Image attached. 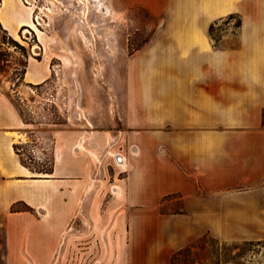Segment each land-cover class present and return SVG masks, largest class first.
<instances>
[{
    "label": "crops",
    "instance_id": "0c3cea01",
    "mask_svg": "<svg viewBox=\"0 0 264 264\" xmlns=\"http://www.w3.org/2000/svg\"><path fill=\"white\" fill-rule=\"evenodd\" d=\"M126 7L147 17V38L128 60L126 172L112 182L115 194L94 156L116 138L111 131L52 132L51 169L38 171L19 147H31L40 132L0 85V264H52L65 232L78 233L81 223L101 230L108 221L100 208L111 204L128 235L121 264H171L204 236L264 241V0H126ZM232 17L238 31L220 46L210 28ZM33 20L22 0H0V30L9 37ZM50 77L43 61L28 60L27 84ZM175 201L177 210L161 211Z\"/></svg>",
    "mask_w": 264,
    "mask_h": 264
},
{
    "label": "rangeland",
    "instance_id": "374dc122",
    "mask_svg": "<svg viewBox=\"0 0 264 264\" xmlns=\"http://www.w3.org/2000/svg\"><path fill=\"white\" fill-rule=\"evenodd\" d=\"M91 1H87L86 21L82 17L86 0H35L32 7L39 25L34 20L31 24L37 32L25 28L14 39L0 30V85L9 86L24 121L40 132L33 135L32 148L19 147L24 161L38 171L51 169L52 132L111 131L116 138L110 136L106 150L96 160V174L105 169L112 195L116 193L112 182L123 178L126 172L125 166L117 165L115 157L126 147L120 142L126 130L128 60L147 38L143 31L147 17L128 10L126 0H105L111 11L121 16L114 22L101 17ZM87 24L94 27L93 31ZM238 27L237 18H227L216 22L211 34L221 46L220 39L230 31L236 34ZM25 30L30 33L25 35ZM30 58L43 61L51 70L46 84L33 87L24 81ZM178 207L175 201L160 209L165 213ZM100 209L107 224L100 230L81 223L78 233L69 228L52 264H121L128 235L117 222L118 208L111 204ZM98 210L94 208L97 218ZM190 257L191 264H264V247L218 242L206 236Z\"/></svg>",
    "mask_w": 264,
    "mask_h": 264
},
{
    "label": "bare ground",
    "instance_id": "6f19581e",
    "mask_svg": "<svg viewBox=\"0 0 264 264\" xmlns=\"http://www.w3.org/2000/svg\"><path fill=\"white\" fill-rule=\"evenodd\" d=\"M88 0H86V2H85V11H84V13H83V16L82 17H84V19H86V21H87V15H86V12L89 10V6H88V2H87ZM92 3H93V7L95 8V10H96V12L98 13V14H100V16L101 17H107V18H112L113 19V21L114 22H116V21H119L120 20V18H121V16L120 15H117L115 12H113V11H111V9L108 7V4L106 3V1L105 0H92L91 1ZM40 19V18H39ZM38 19V20H39ZM41 21H43L42 19H40ZM87 25H89V24H87ZM89 27L91 28V30L93 31V28L94 27H91L90 25H89ZM30 28L33 30V31H35V32H37V29H35L34 27H33V25L32 24H30ZM30 33V31L29 30H25L24 31V34L26 35H28ZM81 35H82V37L84 38V40H85V42L88 44V42H87V39H86V37H85V35H83V33H81ZM40 36V35H39ZM94 46V44H92V47ZM91 47V48H92ZM94 48V47H93ZM35 49H37V47L35 46ZM30 89H28L27 91H29ZM97 159H98V157H97V155H94Z\"/></svg>",
    "mask_w": 264,
    "mask_h": 264
},
{
    "label": "trees",
    "instance_id": "16d2710c",
    "mask_svg": "<svg viewBox=\"0 0 264 264\" xmlns=\"http://www.w3.org/2000/svg\"><path fill=\"white\" fill-rule=\"evenodd\" d=\"M212 30H213V26H211L210 28V33L212 32ZM205 238L206 236L198 239L196 242L189 245L188 247H185L182 250L176 252L171 258V264H191L190 256H191L192 250L197 249V247H200V245L205 240ZM242 244H245L246 246H250V247H253V246L264 247V241L263 242H244ZM224 264H231V262H225Z\"/></svg>",
    "mask_w": 264,
    "mask_h": 264
},
{
    "label": "built area",
    "instance_id": "2783aa9c",
    "mask_svg": "<svg viewBox=\"0 0 264 264\" xmlns=\"http://www.w3.org/2000/svg\"><path fill=\"white\" fill-rule=\"evenodd\" d=\"M22 2H23V4H24L25 6L33 8L32 6H33V3L35 2V0H22ZM34 21H35V23H36L37 25H39L38 22H37V20H36V16L34 17ZM115 160H116V163H117L118 166H120V167L125 166V160H124V158L122 157V155H120V154L117 155V156L115 157Z\"/></svg>",
    "mask_w": 264,
    "mask_h": 264
}]
</instances>
